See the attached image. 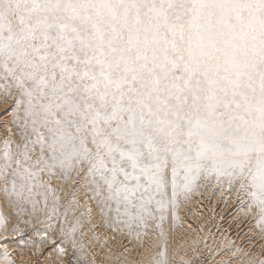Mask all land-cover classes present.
<instances>
[{
  "label": "snow or ice",
  "instance_id": "snow-or-ice-1",
  "mask_svg": "<svg viewBox=\"0 0 264 264\" xmlns=\"http://www.w3.org/2000/svg\"><path fill=\"white\" fill-rule=\"evenodd\" d=\"M0 102V228L17 216L21 243L45 170L138 237L202 179L264 222V0H0Z\"/></svg>",
  "mask_w": 264,
  "mask_h": 264
},
{
  "label": "rangeland",
  "instance_id": "rangeland-1",
  "mask_svg": "<svg viewBox=\"0 0 264 264\" xmlns=\"http://www.w3.org/2000/svg\"><path fill=\"white\" fill-rule=\"evenodd\" d=\"M5 106L6 105L4 103V107L0 111H2ZM1 131L2 128H0V132ZM0 149H2V142H0ZM38 152L39 147L37 146L32 154L35 155ZM75 179V173H72L67 180H65L58 171L55 175H50L47 170L40 174L39 183L34 190L33 198L39 201L37 208L44 209V211H38L35 216L31 217V224L21 223L19 225L21 229H27V232L24 235L23 243H21L19 239V234L13 232V228L17 225L18 217L13 214L7 218L6 228H0V256H2L4 248L7 247L11 260L15 262L13 264H43L47 261L45 258L46 255L49 257L48 260L51 258L53 260L55 259L56 264H58V262L59 264H78L79 261L85 258H87L88 264H148V261H145L144 258L141 259L139 257L138 251L140 249V244L145 242V239L152 231L157 236L159 235V230L155 228V222L150 223L149 228L146 230L148 233L147 236H144L143 232L141 231V235L138 237L137 231L129 230L123 223L115 222L114 219L110 218L108 215L101 216L99 206L95 200L90 199L89 196H86L82 190L81 185L83 182L81 181V185H76ZM41 184L45 185V187H41ZM209 184L212 185L213 191L220 190L224 186V188H226L225 190L232 189L229 188L227 181L217 183L215 178L209 180L202 179L198 186H196L192 192L188 194L186 199L183 195L180 197V204L176 209L175 217L172 215L171 210H169L163 223L165 236H158V238H160V252L165 254L168 264H214L216 259L220 256H226V258L237 260L238 255L240 254L239 256H241L243 253V245L248 241H253L251 242L252 244H248L250 246L253 245L256 247L258 244L262 246L261 259L264 260V222H258V217L255 220L256 222L254 220L249 222L250 219L248 218H244L242 221L238 215L236 216V214L239 212V204H229V201L220 204L219 200L218 204H216L217 206L215 205V207L212 208L213 211H211L209 208L213 203L208 205L203 203L205 207L208 206L206 208V210L209 211L207 216L210 222L212 220V223L208 228L209 231L207 233H204V231L200 229L201 220L200 218L197 219L196 215H194L196 213L193 212L190 201L197 190L201 191V188L203 187H205V190H208ZM74 188L76 189L75 191H73ZM45 194L48 197V209H50L55 202L54 197H59V201L57 203L59 211L57 214L52 215L47 209H45ZM2 199L3 196L2 193H0V201H2ZM86 199L89 201V203ZM82 203H85V208L82 207ZM29 207L31 206L29 205ZM89 209H91V211H89ZM221 209H223V213L221 219H219L216 217V214L218 213L216 211ZM3 210L8 212L6 205L4 206ZM48 215H52L53 227L48 231L47 237H44L43 232L45 228L48 227V222L46 221V216ZM112 216L114 217V213ZM186 216L188 224L187 226H194L195 228H193V232L187 231L188 229L185 226L186 223L183 220V218ZM25 219H29V217L26 216ZM218 219L219 222H217ZM254 222L257 224L255 225L257 226L256 232L250 233V231L247 229L249 228V225ZM218 224L219 226L225 224L222 228L225 226L230 227L229 231L231 234L238 232L239 236H235L234 239H231L229 236V239H227L231 241V244L224 245V242L221 241L222 239L219 238L221 226L219 227ZM73 228H75L74 232ZM194 231L198 232L193 234ZM101 232L106 233L107 237L111 236L109 241H107L109 238L107 239V237L104 236L105 240L103 238V241L105 243L102 241L103 245H100L94 239V234ZM199 233L202 236H200ZM177 234H182L178 244L180 253L179 255L174 253L175 250L172 242L174 241V237ZM194 235L195 237L198 236L196 241H194ZM130 236H132L133 239L129 238ZM199 237H202V239ZM236 237L240 238L241 244L239 246L242 245L241 248L233 247L238 243V241L235 240ZM111 239L114 240L111 242ZM200 245L202 246L201 251ZM219 245H221V247L218 249ZM130 246L133 247L132 249L135 251L133 250L134 253L132 252L129 256H127L124 252L125 249ZM199 246L200 253L197 250L198 253L195 252L193 254L192 250L198 249ZM246 246L243 248H246ZM225 247L230 248L226 249ZM59 248L65 249L63 254L59 252ZM186 248H190V250L187 249L189 250L187 251ZM93 252H95V254H93ZM176 256L178 259H176ZM198 257L202 259V261L200 260L201 262H197ZM99 258H101V260H99ZM227 260L224 261L225 264H229L230 261L228 262ZM261 261L257 262L256 260H252L250 261V264H261ZM0 264H5V262L0 260Z\"/></svg>",
  "mask_w": 264,
  "mask_h": 264
},
{
  "label": "bare ground",
  "instance_id": "bare-ground-1",
  "mask_svg": "<svg viewBox=\"0 0 264 264\" xmlns=\"http://www.w3.org/2000/svg\"><path fill=\"white\" fill-rule=\"evenodd\" d=\"M4 107V103L3 102H0V110L2 109ZM2 132V131H1ZM54 183V182H53ZM212 184V183H211ZM211 184H209V186H208V190H205L204 188L205 187H203V188H201V191L199 190H197V192L196 193H194V195H193V197L191 198V203H190V205H191V208H192V210H193V212L194 213H196V214H194V215H196V217H197V219H199L200 218V220H201V228L200 229H202L203 231H204V233H207L208 231H209V227H210V225H211V223H212V220H211V222L209 221V219H208V216H207V214L209 213V211H207L206 210V208L208 207H205L204 205H203V203H206L207 205L208 204H211V203H213L211 206H210V210L211 211H213L212 210V208L213 207H215V205L216 204H218V202H219V200H220V204L221 203H226V202H228L229 204H239L240 206L238 207V209H239V212L236 214V216L238 215V217L239 218H241L242 219V221L244 220V218H248V219H250V221L249 222H252L253 220L255 221L256 219H257V217H258V210L257 209H253L252 210V212H251V214L249 213V201H248V198L247 197H244V198H238V192H237V190H236V188H232L231 190H225L226 188H224V187H220L219 189L220 190H214L213 191V189H212V185ZM57 185H58V183H57ZM57 187H59V186H57ZM230 188V187H229ZM87 200V199H86ZM90 200V199H89ZM88 201V200H87ZM208 201H210V202H208ZM236 201H238V202H236ZM208 202V203H207ZM88 203H89V201H88ZM228 204V205H229ZM82 207H84L85 206V203H82ZM87 205V204H86ZM90 206V205H89ZM217 206V205H216ZM231 206V205H230ZM87 207V206H86ZM85 208V207H84ZM237 208V207H236ZM216 209V208H215ZM237 209V210H238ZM216 212H218L217 214H216V217H218L219 219H221V217H222V213H223V209H221V210H219V211H216ZM216 212H214V213H216ZM193 214V213H192ZM194 218H195V216H194ZM219 219H218V221L217 222H219ZM183 220H184V222L186 223V227H187V231H189V232H191L192 230H194L195 228H194V226H192V227H189V226H187L188 224H187V216L186 217H184L183 218ZM199 221V220H198ZM256 222V221H255ZM252 223V224H250L249 225V228L247 229L248 231H250V233H253V232H256V229H257V226H255V225H257L256 223ZM258 222H259V220H258ZM184 223V224H185ZM242 223H244V222H242ZM197 224V223H196ZM191 225V224H190ZM225 225V224H224ZM224 225H220L219 226V224H218V226L221 228V232L219 233V238H221L222 240L221 241H223L224 242V245L225 244H231V241H229L228 239H229V236L231 237V239H234V237L235 236H239V234H238V232H234V234H231V232L229 231V228L230 227H224V228H222ZM184 227V226H183ZM216 227V226H215ZM194 228V229H193ZM93 229V228H92ZM231 230V229H230ZM100 231H101V229H100ZM179 232V231H178ZM193 232V231H192ZM195 232H198V231H194V233L193 234H195ZM95 233V232H94ZM115 234V233H114ZM95 235V240L100 244V245H103V238H104V240H105V237L104 236H106L107 234L106 233H96V234H94ZM199 235L200 236H202L200 233H199ZM113 236V235H112ZM159 236V235H158ZM158 236L152 231L148 236H147V238L145 239V242L144 243H142V244H140V249H139V251L138 250H136V251H138V255H139V257L141 258V259H145V261H148L149 263L148 264H155V262L154 261H152L151 260V257H152V254H154V253H159L160 252V238H158ZM107 237V236H106ZM110 237L111 236H108L107 237V241H109L110 240ZM182 237V234H177L174 238V241H172L173 242V246H174V250H175V254L177 253L178 255L180 254L179 253V239ZM194 237H195V235H194ZM242 237V236H241ZM112 238H114V237H112ZM129 238H131V239H133V237L132 236H130ZM197 238H198V236H196L195 238H194V241H196L197 240ZM199 238H201L202 239V237H199ZM228 238V239H227ZM230 239V240H231ZM242 239V238H241ZM248 239V238H247ZM114 239H111V242L113 241ZM235 240H237L238 241V243L237 244H235L233 247H239V248H241V246H239L241 243H240V238H238V237H236L235 238ZM103 241V242H102ZM132 241V240H131ZM96 242V243H97ZM116 242V241H115ZM136 242V241H135ZM140 242V241H139ZM251 242H253V241H248L246 244H244L243 245V247L244 246H246V245H248V244H250ZM105 243V242H104ZM108 243V242H107ZM252 244V243H251ZM262 244V243H261ZM109 245V244H108ZM117 246V245H116ZM201 246V245H200ZM200 246L198 247V249H196V250H192L193 251V254L195 253V252H197V250H198V252L200 253V251L202 250V246H201V249H200ZM99 247V246H98ZM108 247V246H107ZM139 247V246H138ZM219 247H221V245H219L218 246V249H219ZM242 247V251H243V253L241 254V256H239L238 255V259L237 260H234V259H229V258H226V256H223V257H218L217 259H216V257H215V259H216V261L214 262V264H225L224 263V261L225 260H227L228 262H229V264H250V261H252V260H256L257 262H260L262 259H261V251H262V246L260 245V244H258L256 247H254L253 245H248V246H246V248H243ZM95 248V247H94ZM101 248V247H100ZM111 248V247H110ZM116 248V247H115ZM133 247H128L127 249H125V255H127V256H129L132 252H133V250L134 249H132ZM191 248H193V247H191ZM226 249H228V248H230V247H225ZM106 249V248H105ZM137 249V248H136ZM187 249H189L190 250V248H186V250ZM199 249H200V251H199ZM98 250V249H97ZM101 250V249H100ZM171 250V249H170ZM189 250H187V251H189ZM104 251V250H103ZM135 251V250H134ZM191 251V252H192ZM221 251H224V250H221ZM97 252V251H96ZM112 252V251H111ZM197 252V253H198ZM98 253V252H97ZM115 253V252H114ZM134 253V252H133ZM169 253V252H168ZM93 254H95V252H93ZM121 254V253H120ZM124 255V254H123ZM122 255V256H123ZM191 255H192V253H191ZM228 255V254H227ZM199 256V255H198ZM97 257V256H96ZM100 257V256H99ZM126 257V256H125ZM177 257V256H176ZM46 259H47V261L45 262V263H43V264H48V263H52V264H56V261H55V259L53 260L52 258V261H51V259H49L48 260V255H46V257H45ZM175 258V257H174ZM45 259V260H46ZM176 259H178V257L176 258ZM198 260H197V262H201L202 261V259L200 258V257H198L197 258ZM99 260H101V258H99ZM98 260V261H99ZM201 260V261H200ZM59 261V260H58ZM103 261V260H102ZM16 262H18V261H16ZM13 263H15V262H13ZM17 264V263H16ZM58 264H59V262H58ZM99 264V263H98ZM228 264V263H227Z\"/></svg>",
  "mask_w": 264,
  "mask_h": 264
}]
</instances>
